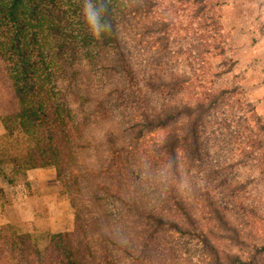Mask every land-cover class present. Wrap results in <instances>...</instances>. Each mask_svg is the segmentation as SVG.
I'll list each match as a JSON object with an SVG mask.
<instances>
[{"label": "trees", "instance_id": "16d2710c", "mask_svg": "<svg viewBox=\"0 0 264 264\" xmlns=\"http://www.w3.org/2000/svg\"><path fill=\"white\" fill-rule=\"evenodd\" d=\"M188 3L197 18L210 9L204 0ZM82 6L83 0H0V177L9 181L3 169L9 165L22 177L53 168L74 215L70 233L40 237L0 227V264H169L154 247L168 229L215 252L174 184L147 188L133 154L147 133L160 130L165 164L198 159L201 128L225 91L187 97L184 73L160 64L149 70L141 60L137 66L129 18L142 17L143 31L135 35L142 36L156 2L111 0L112 32L101 40L87 31ZM171 26L160 20L153 31ZM8 140L16 144L10 152ZM196 197L212 223L230 227L209 187ZM214 254V264L240 263L237 255Z\"/></svg>", "mask_w": 264, "mask_h": 264}, {"label": "rangeland", "instance_id": "374dc122", "mask_svg": "<svg viewBox=\"0 0 264 264\" xmlns=\"http://www.w3.org/2000/svg\"><path fill=\"white\" fill-rule=\"evenodd\" d=\"M152 1L157 6L143 21L147 31L142 36H135L143 31L142 17L129 18L137 66L141 60L149 70L160 64L162 71L184 73L189 79L187 97L225 91L201 128L200 157H183L170 181L216 250L207 249L195 236L168 229L155 236V252L169 264H214V253L226 254L230 260L237 255L239 264H264V0H204L210 9L200 18L188 0ZM164 19L172 26L156 34L155 25ZM4 134L0 122V137ZM163 135L160 130L147 133L143 146L133 154L134 161L141 159L136 168L147 176L146 187L159 191L169 187L159 175L165 165L158 145ZM15 146L12 140L5 142L9 152ZM3 169L9 181L0 177L5 185L0 188V220L4 221L0 227L40 237L74 230L68 196L58 189L55 178L54 186L42 188L37 177L31 183L27 175L12 174L11 165ZM176 177L187 179L188 186L181 188ZM40 178L48 181L50 175ZM204 186L223 208L230 225L227 230L210 221L196 197Z\"/></svg>", "mask_w": 264, "mask_h": 264}, {"label": "clouds", "instance_id": "9594fccd", "mask_svg": "<svg viewBox=\"0 0 264 264\" xmlns=\"http://www.w3.org/2000/svg\"><path fill=\"white\" fill-rule=\"evenodd\" d=\"M111 0H83L82 17L89 34L96 40H101L106 34L112 32L110 19ZM178 162L171 158L162 166L159 175L165 184L175 176ZM181 188L188 186V180L176 177Z\"/></svg>", "mask_w": 264, "mask_h": 264}, {"label": "crops", "instance_id": "0c3cea01", "mask_svg": "<svg viewBox=\"0 0 264 264\" xmlns=\"http://www.w3.org/2000/svg\"><path fill=\"white\" fill-rule=\"evenodd\" d=\"M27 175V179L26 181H29L31 183H34V181H36L34 179V177H37L38 178V182L41 184L42 188L45 184H50V185H53L54 186V178H55V174H54V171L51 170V169H35V170H28L26 171V174ZM44 175H50V180H42L40 178V176H44ZM32 179L34 181H32ZM37 182V181H36ZM0 188H5V185L4 183L0 180ZM4 221L3 220H0V223H3Z\"/></svg>", "mask_w": 264, "mask_h": 264}]
</instances>
